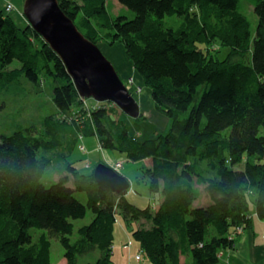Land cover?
<instances>
[{
    "label": "trees",
    "instance_id": "16d2710c",
    "mask_svg": "<svg viewBox=\"0 0 264 264\" xmlns=\"http://www.w3.org/2000/svg\"><path fill=\"white\" fill-rule=\"evenodd\" d=\"M10 1L17 12L0 0V94L25 78L39 85L50 77L59 113L40 128L0 135V264H51L49 237L61 243L67 264L92 253L96 264H112L118 216L151 264H220V252L251 229L252 205L264 218V0H118L132 19L112 15L108 0H59L88 40L123 46L156 111L172 121L167 133L145 141L114 116L118 107L79 97L59 56L27 23L25 0ZM243 2L258 18L254 37ZM166 17L179 24L166 26ZM215 44L229 53L220 59ZM14 60L20 66L10 70ZM93 135L103 150L150 161L142 172L155 201L160 196L155 205L139 208L69 163L68 175L42 184L52 158L41 151L65 161L73 139ZM243 161L244 169L233 168ZM200 186L209 205L195 206ZM88 209L93 220L72 242V221ZM32 228L48 235L34 241Z\"/></svg>",
    "mask_w": 264,
    "mask_h": 264
},
{
    "label": "rangeland",
    "instance_id": "374dc122",
    "mask_svg": "<svg viewBox=\"0 0 264 264\" xmlns=\"http://www.w3.org/2000/svg\"><path fill=\"white\" fill-rule=\"evenodd\" d=\"M22 2L24 3L25 1ZM243 3V13L246 14L252 25L251 33L254 37L256 28L258 26V18L253 12L252 6H250L248 3ZM17 8L18 7L16 6V4H14V8L11 12H17ZM108 9L109 12L114 16L122 14L129 19H132L134 16V13L130 12L121 4H119L118 0H108ZM165 23L166 26L176 27V25L179 24V18L166 17ZM98 47L108 58V60L112 64H114L117 73L120 75V78L122 79L124 85L128 87L131 95L134 98H137V96H143V98H146L147 95L144 94L147 90H149V88L144 86L142 78L139 74L136 73V71L133 69L132 64L128 61L123 46L118 43L109 46L107 43L100 42ZM214 47L220 51V59H222V57L229 53L228 48H220L216 44ZM19 66V62L17 60H14L8 68L10 70H13L14 68H19ZM23 80L24 81H22L21 84H14L12 86V91L9 92L7 90H3V92L0 94V105L4 104V108L0 110V135H12L14 132H16L17 129L27 128L29 126H36L40 128L42 125V121L46 117H48L49 115H58L59 113V110H57L52 99L54 89L52 78L47 77V79H43V83L39 85L30 83L26 78ZM87 101L90 105L92 103L95 105L96 102L93 98L88 99ZM150 101L152 102L151 95L149 104L151 106H154L153 102L151 104ZM150 105H148V107L147 105H145L147 108L145 107L146 109H143V111L141 112L144 118H131L128 115L121 113L122 111L119 109V107L117 108V110H115L114 116L116 118H121L132 136H135L141 141H145L149 138L154 137L156 134L167 133L172 124L171 120H165L162 122L156 121L155 114L153 113V110H155V106L152 107L153 110H151ZM185 116L186 114L182 115V117ZM69 140L70 142H72V138ZM41 155H46L52 158V162L50 164L51 166H49L45 170L42 176L43 178L41 180L42 184L45 187H49L51 186V184L58 182L63 175H68V171L66 170V163H69L71 165L73 164L81 174H90L93 173L95 167L99 164L113 167L115 162L118 161L119 163H123V168L121 170H118V172L122 173L123 171H126L129 176L128 179L131 184V188L126 194L128 201L143 209L149 206L151 201L154 199V195L149 193L148 183L144 178V174L142 172V169L144 168L143 164L141 162H131L125 154L120 153L119 151L101 149L99 142L94 135L89 137H82V139L78 140L73 139L72 151L70 155L67 156V159L65 161L62 158L59 159L58 156L54 154H45L41 151L39 153V156ZM109 155H111L112 158H110ZM243 167L244 161L234 166L233 168L238 171L244 169ZM70 179L71 181L69 185L72 186V176H70ZM200 189L202 192V197L198 200L199 205L197 206H204L203 202H205V198L207 197V195L205 194V192H203V187L200 186ZM75 195L83 204L87 202V197L84 193L77 192ZM250 212L251 214L254 213L253 205L251 206ZM92 218V212L88 209L86 216L83 219H75V221H72V224L74 226V234L70 236L72 242H75V240L79 236L78 229L90 224L93 220ZM117 218H119V221L123 223V220L120 216H118ZM141 223L142 225L145 224L144 221H141ZM30 232L33 236L34 241H36L43 234L48 235V232H46L45 230L32 228ZM123 236V228L117 223L115 226L114 235V246L117 249H115L116 254L114 256L116 261L120 260V256L122 253L121 250H118V247H120L123 242H127V239H125L127 237L124 236L125 238H123ZM49 241L51 242L49 252L51 264H66L64 259V249L61 243L55 237H49ZM133 241L135 242L134 239ZM129 243L132 244L129 241L123 247H127L129 249L131 247V245L129 246ZM127 253L128 251H126V253L123 252L124 255H127ZM98 257L99 253H92L88 256L81 257L78 263L88 264V262H90L96 264L95 262Z\"/></svg>",
    "mask_w": 264,
    "mask_h": 264
},
{
    "label": "water",
    "instance_id": "95a60500",
    "mask_svg": "<svg viewBox=\"0 0 264 264\" xmlns=\"http://www.w3.org/2000/svg\"><path fill=\"white\" fill-rule=\"evenodd\" d=\"M22 13L33 32L59 56L80 98L115 104L134 119L140 116V106L114 64L61 11L59 0H25ZM92 175L98 185L109 188L116 195L128 193L131 188L129 179L108 165H97Z\"/></svg>",
    "mask_w": 264,
    "mask_h": 264
},
{
    "label": "crops",
    "instance_id": "0c3cea01",
    "mask_svg": "<svg viewBox=\"0 0 264 264\" xmlns=\"http://www.w3.org/2000/svg\"><path fill=\"white\" fill-rule=\"evenodd\" d=\"M149 94H150V90H147L144 94V95H147L146 98H143V96H139V97L137 96V98H135L136 102L138 103V106H140V114L143 111V109H146L148 105H150L149 104V100H150ZM145 105H147V107ZM152 107L154 106L150 107L151 110H153ZM153 113L155 114L156 121L158 122L168 120L164 116H162L161 113L157 112L156 109L153 110ZM109 156L110 158H112L111 155ZM138 162H141L144 168L148 167L150 163V161L148 160L138 161ZM116 163H118V161H116L114 165H116ZM122 168H120L119 170H121ZM122 173L120 174L125 176L128 179L129 177L128 173H126V171H123ZM157 200H160L159 195L156 197V201ZM156 201L155 199H153L150 204L155 205ZM203 203H204V206L210 204L208 197L205 198V202ZM197 205H199L198 200L195 202V206ZM251 216H252V223H253L251 229L245 230L241 233V236H239L236 241L235 249L224 250L220 252V255H219L220 264H264V218L259 219L255 211L254 213L251 214ZM120 223L121 222L118 221V224L123 228L124 236L127 237L125 238L123 236V238L127 239V242L126 241L125 242L128 243L130 241L132 244L129 249L127 247H123L126 244L125 242H123L120 245V247H118V250H121L122 253L120 256V260H117V261L115 260V257H114L116 254V251H115L116 247L114 246L113 248L114 256L112 258V262H113L112 264H117V263H120V264H151L150 261L147 260L146 257L141 254V250H139L138 244L133 241L131 235L129 236L130 234L129 228L126 227L124 222L121 224ZM140 224L141 223H136V224L132 223L131 227L132 228L139 227ZM126 251H128V253L127 255L126 254L124 255L123 252L126 253ZM139 255H141V258L137 260L136 256H139Z\"/></svg>",
    "mask_w": 264,
    "mask_h": 264
},
{
    "label": "built area",
    "instance_id": "2783aa9c",
    "mask_svg": "<svg viewBox=\"0 0 264 264\" xmlns=\"http://www.w3.org/2000/svg\"><path fill=\"white\" fill-rule=\"evenodd\" d=\"M3 2H5V11L7 12V13H11V11L13 10V8H14V4L11 2V1H9V0H2ZM123 167V163H116V165H114L113 166V169L117 172L120 168H122ZM131 244L129 243V246H130ZM141 258V255H139V256H136V259L137 260H139Z\"/></svg>",
    "mask_w": 264,
    "mask_h": 264
},
{
    "label": "bare ground",
    "instance_id": "6f19581e",
    "mask_svg": "<svg viewBox=\"0 0 264 264\" xmlns=\"http://www.w3.org/2000/svg\"><path fill=\"white\" fill-rule=\"evenodd\" d=\"M113 168V167H112ZM118 172V171H117Z\"/></svg>",
    "mask_w": 264,
    "mask_h": 264
}]
</instances>
